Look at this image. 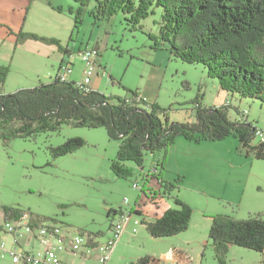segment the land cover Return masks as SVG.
<instances>
[{"label":"rangeland","instance_id":"1","mask_svg":"<svg viewBox=\"0 0 264 264\" xmlns=\"http://www.w3.org/2000/svg\"><path fill=\"white\" fill-rule=\"evenodd\" d=\"M6 1L0 0V44H18L5 27H22L24 20L19 19V10L24 6L27 22L21 32L55 38L63 48H70L71 53L65 58L72 66L73 74L68 76L71 82L83 79L85 64L81 52L95 48L99 54L91 86L102 94L129 99L133 97L130 92L145 95L167 111L170 121L178 123L191 122L193 102L200 96L206 107H227L232 121H247L264 128V102L227 93L223 98L218 82L207 77L203 65L176 59L167 45L155 47L149 35H158L161 8L142 21V28L133 29L121 13L109 20L95 19L91 11L96 3L92 2L82 11V23L75 28L74 13L79 6L72 0H10L14 4L12 10ZM35 62L40 77H52L53 66L57 68L53 59L36 57ZM21 74L22 68H12L8 76L16 84L22 79ZM7 88L9 83L0 90L7 92ZM144 108L150 110L148 106ZM72 138H82L84 147L53 160L50 147ZM178 140L169 148L164 176L160 178L161 182L176 183L170 192L157 182L146 185L143 179L162 154L148 153L143 170L127 162V168L134 170L133 176L128 181L118 179L111 162L117 157L120 142L110 139L105 128L64 126L54 133L15 139L8 145L0 143V219L3 207H17L46 219L45 222L64 226L73 234H93L103 242L111 235L110 226L119 219L120 212L127 215L140 203L138 218L142 225L134 233L131 222L107 264H134L146 256L154 257L160 264H222L215 258L209 237L212 217L244 220L260 215L264 220V161L247 156L234 137L222 142L196 143L183 137ZM258 143L253 140L254 145ZM158 173H162L160 168ZM166 173H171V179L166 178ZM135 182L139 189L133 187ZM150 188L157 192L156 197H142L141 191ZM126 198L128 204L124 203ZM176 199L192 209L188 231L175 238H154L145 223L176 208ZM110 209L117 215L109 216ZM175 251L182 252L181 260L177 253L173 257ZM69 257L74 264H99L95 250L87 256ZM0 264L13 262L0 258ZM225 264H264V253L230 246Z\"/></svg>","mask_w":264,"mask_h":264},{"label":"trees","instance_id":"2","mask_svg":"<svg viewBox=\"0 0 264 264\" xmlns=\"http://www.w3.org/2000/svg\"><path fill=\"white\" fill-rule=\"evenodd\" d=\"M72 1L79 6L74 13L75 28L82 23V11L92 2L96 3L91 11L95 19L109 20L121 13L133 29L142 28V21L156 8H161L158 35H149L156 48L160 44L167 45L176 59L203 65L207 77L218 82L221 92L264 102V0ZM16 38L18 44L37 40L55 45L65 57L71 53L69 47L63 48L55 38L23 32ZM8 75L9 68L0 67V87H4ZM130 93L133 96L130 99L107 96L90 88L85 91L76 82L58 78L12 94L0 90V143L8 145L15 139L26 140L36 134L54 133L64 126L105 128L110 139L120 142L117 157L111 162L112 172L118 179L127 181L134 170L125 164L133 163L143 170L148 153L163 155L156 163L162 172L159 178L163 177L169 148L179 137L196 143L222 142L234 137L247 156L264 161V143L253 144L256 127L247 121H232L227 107H206L202 104L203 98L198 96L193 102L194 120L178 123L170 121L167 111L160 109L157 103L138 101L140 95ZM84 144L82 138L67 139L57 147H50V153L53 160L59 159L75 153ZM161 187L170 192L176 188V183L162 181ZM175 205L176 208L166 210L161 218L146 224L154 238H174L188 231L192 209L178 199ZM2 212L6 222L28 218L30 224L36 225L46 221L17 207H3ZM117 213L109 210V216ZM133 213L141 214L138 210ZM209 237L215 258L222 264H225L230 246L263 254L264 220L260 215L244 220L215 215ZM176 253L181 260L182 252L175 251L173 257ZM134 264H160V261L146 256Z\"/></svg>","mask_w":264,"mask_h":264},{"label":"built area","instance_id":"3","mask_svg":"<svg viewBox=\"0 0 264 264\" xmlns=\"http://www.w3.org/2000/svg\"><path fill=\"white\" fill-rule=\"evenodd\" d=\"M98 54L99 51L95 50V48L81 52L80 56L85 64V69L83 71V79L77 82L80 89L88 91L89 85L92 83ZM71 68L72 66L68 60L63 62L56 78L61 81H69L68 76L73 74ZM141 99L144 98L140 96L138 101ZM127 102H129V99ZM254 132V140L257 139L259 143H264V128L256 127ZM158 171L159 168L155 165L150 172L143 176L146 185L151 182H157V185L161 187L162 182ZM133 187L135 189L140 188L137 182L134 183ZM141 193H145L147 197L143 195L142 197L146 199H149V197L154 199L157 195V192L151 188L143 189ZM124 203L128 204L127 198ZM139 204L127 215L120 212L119 219L113 221L110 226L111 235L103 242L99 241L93 234L81 232L73 234L71 230L55 223L43 222L35 225L30 224L28 218L22 221L8 222L1 218L0 258L4 260L10 259L13 264H65L63 256H78L79 254L80 256H87V254L95 250L98 263L107 264L111 261L118 242L131 222L134 226L132 231L134 233L137 232L136 227L141 224L138 217L141 214L138 215L133 213V211L138 210L141 213L138 208ZM36 245L39 248H36Z\"/></svg>","mask_w":264,"mask_h":264},{"label":"crops","instance_id":"4","mask_svg":"<svg viewBox=\"0 0 264 264\" xmlns=\"http://www.w3.org/2000/svg\"><path fill=\"white\" fill-rule=\"evenodd\" d=\"M7 7H10V9L12 10L14 8V4L11 3L10 0H7L6 2ZM24 7V6H23ZM23 7H20L19 10V19L21 18V20L24 22L26 20V16H27V10ZM25 7H27V4H25ZM9 10V11H11ZM13 13V11H11ZM24 22L22 24L21 28L16 27L14 30L13 29H9L10 27H5L6 29H8L9 34L11 33L13 35V37H17L16 34L20 33L23 29V25ZM10 34V36H12ZM17 41V38H16ZM0 44V67H7L9 66V69H17L19 70V68H22V74L19 78H22L21 80H19V82H17L16 84H13L12 80H11V76H8L7 78V82L5 83V85L7 86L9 83V88H7V92L2 91V93L4 94H10V92L14 91V89H22V87L25 89L28 88H34L37 85H41V84H46V83H50L51 81H53V78H55L56 74H57V70L58 68H60V66H62L63 62H65L67 59L65 58V56L59 51V49L57 47H55V45H44L41 44L38 41H27L26 43L24 42L23 44H17V45H10V44ZM2 48H4L2 50ZM12 51V52H11ZM11 52V54H10ZM36 57H40L41 59H46L47 61L53 59L54 63L56 64L57 68L55 66H53V74L52 77L49 75L48 77H40L39 74L37 73V69H36V62H35V58ZM54 75V76H53ZM30 79V81L28 80ZM75 82V81H73ZM92 84V83H91ZM91 84L89 85L90 89L95 90ZM12 94V93H11ZM222 94V93H221ZM142 97L145 98L146 102L151 103L150 100H148L145 95H140ZM223 98H226V93L223 92ZM219 107V106H218ZM194 119L192 118V120H190L191 122ZM181 137H179L180 139ZM180 140L177 139V143ZM184 146H186L185 143H183ZM168 179H171L172 175L171 173H166ZM175 238V237H174ZM38 248L39 246L36 245ZM64 257V262L65 264H74V261L72 260V257L68 256H63Z\"/></svg>","mask_w":264,"mask_h":264}]
</instances>
